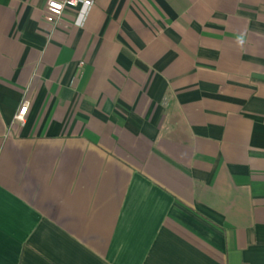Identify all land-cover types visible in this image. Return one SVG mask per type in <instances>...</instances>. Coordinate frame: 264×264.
I'll list each match as a JSON object with an SVG mask.
<instances>
[{
    "label": "crops",
    "instance_id": "crops-1",
    "mask_svg": "<svg viewBox=\"0 0 264 264\" xmlns=\"http://www.w3.org/2000/svg\"><path fill=\"white\" fill-rule=\"evenodd\" d=\"M46 1L0 0V264H264V0Z\"/></svg>",
    "mask_w": 264,
    "mask_h": 264
},
{
    "label": "built area",
    "instance_id": "built-area-1",
    "mask_svg": "<svg viewBox=\"0 0 264 264\" xmlns=\"http://www.w3.org/2000/svg\"><path fill=\"white\" fill-rule=\"evenodd\" d=\"M94 0H47L45 4V21L53 27H59L65 11L75 10L74 24L82 27L87 20ZM28 104L24 103L15 116V121L22 123L27 112Z\"/></svg>",
    "mask_w": 264,
    "mask_h": 264
},
{
    "label": "clouds",
    "instance_id": "clouds-1",
    "mask_svg": "<svg viewBox=\"0 0 264 264\" xmlns=\"http://www.w3.org/2000/svg\"><path fill=\"white\" fill-rule=\"evenodd\" d=\"M238 42L240 43V45H243L244 39H243L242 35L240 37H238Z\"/></svg>",
    "mask_w": 264,
    "mask_h": 264
}]
</instances>
